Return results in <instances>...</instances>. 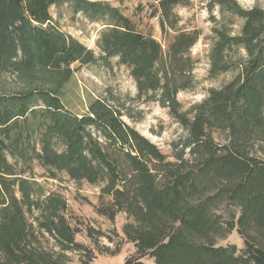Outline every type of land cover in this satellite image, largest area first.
Instances as JSON below:
<instances>
[{
	"label": "trees",
	"instance_id": "1",
	"mask_svg": "<svg viewBox=\"0 0 264 264\" xmlns=\"http://www.w3.org/2000/svg\"><path fill=\"white\" fill-rule=\"evenodd\" d=\"M152 2L161 33H173L165 49L107 4L0 0V264H68L73 253L90 264L123 243L133 248L123 264H264V10L205 0L208 75L231 79L184 111L177 96L196 86L191 48L201 33L178 28L174 9L190 0ZM64 4L104 23L98 57L53 24L50 9ZM112 59L135 83L130 102L157 103L184 130L170 156L122 121L141 112L112 92L82 113L66 106L71 67L107 68ZM36 166L47 179L97 188L94 214L111 224L122 215V236L75 217L33 177ZM82 232L91 246L76 240ZM232 234L240 247L220 245Z\"/></svg>",
	"mask_w": 264,
	"mask_h": 264
},
{
	"label": "rangeland",
	"instance_id": "2",
	"mask_svg": "<svg viewBox=\"0 0 264 264\" xmlns=\"http://www.w3.org/2000/svg\"><path fill=\"white\" fill-rule=\"evenodd\" d=\"M85 1L99 2L117 9L134 23L137 30L143 34L150 35L159 42L162 49H165L169 38L173 36L172 32H169L170 36L168 37L161 33L159 19L152 14L154 6L152 0ZM236 1L243 9L258 7L264 10V0ZM190 3L189 6L174 9V13L180 19L179 29L197 30L201 33L198 42L191 48V56L196 61V67L193 71L196 86L194 89L181 92L177 96V100L184 111L193 105L201 103L208 96L209 90L216 89L231 79L229 74L215 78L209 77L208 53L211 49L213 21L206 10L205 0H190ZM49 13L53 24L59 30L78 40L88 50L94 52L95 56L98 57L100 55L97 41L100 37V32L104 28V23L88 20L79 13L74 14L71 8L65 4L59 7H52ZM212 16L220 21L226 18L221 17L218 8L214 9ZM240 25V20L233 19L232 31L234 34L239 33ZM110 66L107 68L103 67L99 62L86 66L78 64L72 66V77L62 87L61 93L66 106L74 113H82L86 109L88 100L105 97L108 92H112L123 103L130 105L134 112H141L140 120L132 121L124 116L122 121L157 146L164 155L170 156L172 143L185 136L184 130L168 114V111L161 108L157 103L142 104L140 102H130V99L136 97V88L128 70L125 66H119L116 59L111 60ZM33 177L47 190L61 194L70 207L72 214L83 221L84 224L95 228L99 227L108 235H110L114 227L118 235L122 236L121 227L125 221L122 215H118L115 223L111 224L108 220L94 214L91 205L96 204L99 191L97 188L83 182L76 184L70 181L67 176L60 175L58 180L47 179L43 170L37 166L34 168ZM71 222L75 223V221ZM76 240L91 246L90 241L84 236L83 232L76 236ZM101 243L109 247V249H113L106 239H102ZM221 244H232L235 247H240L241 240L237 234H232L226 240L221 241ZM120 251L119 254L113 256L98 255L90 264H123L125 257L133 252L132 245L123 243ZM69 257L68 264H80L77 254H69ZM145 261L147 263L151 262L150 260Z\"/></svg>",
	"mask_w": 264,
	"mask_h": 264
}]
</instances>
